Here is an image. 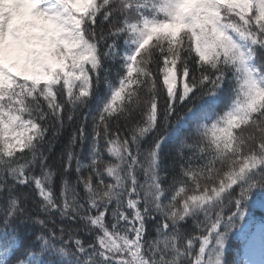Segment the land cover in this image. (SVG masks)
Instances as JSON below:
<instances>
[{"label":"snow or ice","instance_id":"6c2138e0","mask_svg":"<svg viewBox=\"0 0 264 264\" xmlns=\"http://www.w3.org/2000/svg\"><path fill=\"white\" fill-rule=\"evenodd\" d=\"M0 264H264V0H0Z\"/></svg>","mask_w":264,"mask_h":264},{"label":"trees","instance_id":"16d2710c","mask_svg":"<svg viewBox=\"0 0 264 264\" xmlns=\"http://www.w3.org/2000/svg\"><path fill=\"white\" fill-rule=\"evenodd\" d=\"M257 215H260V213H257Z\"/></svg>","mask_w":264,"mask_h":264}]
</instances>
